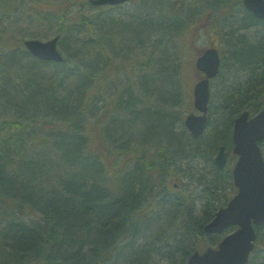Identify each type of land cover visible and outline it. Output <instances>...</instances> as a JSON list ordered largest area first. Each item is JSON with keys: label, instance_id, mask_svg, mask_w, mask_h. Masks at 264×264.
<instances>
[{"label": "trees", "instance_id": "obj_1", "mask_svg": "<svg viewBox=\"0 0 264 264\" xmlns=\"http://www.w3.org/2000/svg\"><path fill=\"white\" fill-rule=\"evenodd\" d=\"M50 1L0 0V103L15 118L0 125V264H187L223 238L204 231L229 201L220 193L234 188L230 166L221 171L214 155L232 151L236 116L264 108V32L244 33L264 21L243 0H138L128 19L108 13L122 6L93 13L88 2ZM23 15L55 29L36 38L61 35L64 63L2 38L4 22ZM200 25L228 41L237 77L217 98L221 121L194 139L178 127L176 47ZM113 77L114 106L92 109ZM180 172L205 199L169 193ZM257 232L248 264H264V226Z\"/></svg>", "mask_w": 264, "mask_h": 264}, {"label": "water", "instance_id": "obj_2", "mask_svg": "<svg viewBox=\"0 0 264 264\" xmlns=\"http://www.w3.org/2000/svg\"><path fill=\"white\" fill-rule=\"evenodd\" d=\"M93 6L120 5L130 0H89ZM243 4L258 19L264 20V0H243ZM60 36L48 41L26 40L24 45L34 57L46 61L62 63L64 58L58 50ZM219 51L210 48L201 53L196 61V69L205 76L194 88V106L202 115L187 116L185 126L196 139L201 137L208 124L210 103V80L220 71ZM233 153L238 160L233 169L237 194L225 208L220 209L211 223L205 227L209 235H220L229 228L236 231L227 235L217 247H209L204 252L192 254L187 264H247L258 238V227L264 226V109L251 117L248 111L242 113L234 123ZM215 164L224 170L227 164L225 147H221ZM91 264H100L94 262Z\"/></svg>", "mask_w": 264, "mask_h": 264}, {"label": "rangeland", "instance_id": "obj_3", "mask_svg": "<svg viewBox=\"0 0 264 264\" xmlns=\"http://www.w3.org/2000/svg\"><path fill=\"white\" fill-rule=\"evenodd\" d=\"M56 0H52L50 2H53ZM88 2V0H78V2ZM134 0L132 3L127 4L125 6L122 7V9L120 10H112V11H108L109 14H112V16L115 17V19H128V17H132L134 15L137 14V10L139 8H137V4L139 3V1ZM171 1H176V0H170ZM26 7V6H25ZM26 9V8H25ZM98 11H100L99 9H91V12L93 13H98ZM25 16H21V20L17 23L16 21H12V22H4V24H6L5 26L7 27V29H5V33L3 34L2 38L6 39L8 37L11 38V43L14 42H18L20 41L22 38L23 39H30V38H36L35 34H54L55 29L51 28L50 26H46V22L43 23H36L34 25H28L26 23V21L23 20ZM12 20V19H11ZM14 22V23H13ZM56 25V24H55ZM56 27V26H55ZM200 26H193L191 28H186L184 33L182 34L183 36L181 37V41H182V46L179 45L177 46V51H181V49L183 50V52L181 53V60L179 59V64L181 65V73H180V78L183 82V84L181 85V94H182V100L180 102V105L178 106V110L179 111V118L180 121H178V127H180L181 129H183L184 126V120L187 116V114L191 113L194 111V107H193V88L195 86V84L197 83L199 77L196 76V73H194L195 70V61L197 58V53H196V47L198 48H204V47H209V46H218L219 48H221V50L224 53V60H223V65H222V69H221V74L219 77L213 79L211 81V103H210V123L213 125H215L216 123H218L219 121H221L222 117H221V112H220V107L218 106V100L217 98L221 94V91L223 92L224 88H225V84L227 83V80L229 81H235L236 77H237V73L235 74V70L233 71V74L230 78V68L232 69L233 67L231 66V61L228 58L229 54H228V50H229V43L227 40H221V38H218L216 36V34L214 32H210L207 33L205 31H201L200 30ZM52 29V32L50 33ZM1 30L2 27H0V34H1ZM48 32V33H47ZM256 30L251 29L250 31H244V33H246V38L252 39L251 35H255ZM263 33V32H262ZM1 36V35H0ZM237 36V35H236ZM256 36V35H255ZM39 39L41 40H47V38L44 37H40ZM180 42V41H179ZM2 45V43H0V46ZM230 52V51H229ZM111 57H113V54H110ZM112 74V75H116L118 74V78L119 75L121 77H123V73L122 72H118L116 69L114 70L113 68H109L108 69V75ZM234 77V78H233ZM241 78V77H240ZM111 82H109L107 85V87H105L104 92L101 96H99L98 98H102L103 100L99 101L97 104L92 105L91 108L94 109L97 106L96 110H101L102 108L104 109H108L109 107H113V101L111 100L112 98V94L114 92V87L116 84H118V80L113 77L110 79ZM111 84V85H110ZM112 84H114V86L112 87ZM179 84V82H178ZM181 84V82H180ZM97 98V97H95ZM95 98H91L92 100ZM109 100V101H108ZM153 102V101H152ZM30 114V112L28 111L27 113H25L24 117H28ZM7 118H13L11 115L5 113V110L2 107V104L0 103V125L1 122L3 120H5ZM35 118L31 117L30 114V118L28 119L29 121L34 120ZM135 127L134 130L137 127V124H131V128ZM138 134V133H137ZM263 150H264V144H263ZM216 155V154H215ZM214 155V156H215ZM231 158V164H233L236 160L235 156L232 154V152H230L228 160H230ZM202 163H198L194 164L195 165V169L198 170V172H200V170H202L204 172L205 166H207V163L200 161ZM194 173V172H193ZM207 175V177L210 176V173L208 171H205V173ZM195 180V178H192L191 176H189L188 174H182L181 172L178 173L177 178L175 179V182L172 184V189L169 190L170 191L173 190V187L175 186V191L173 192L175 195H181L182 191L186 192V195L189 198V195L191 193L192 190H195V192L198 194V200L199 202L202 199H205L202 195V189L199 187L195 188V185L192 184V181ZM195 184H197V180L195 182ZM199 192V193H198ZM237 192V189L231 186H228L227 190L223 193H220L221 199L223 202L230 200ZM198 205L200 203H197ZM219 206V205H218ZM214 208H212L213 210Z\"/></svg>", "mask_w": 264, "mask_h": 264}, {"label": "flooded vegetation", "instance_id": "obj_4", "mask_svg": "<svg viewBox=\"0 0 264 264\" xmlns=\"http://www.w3.org/2000/svg\"><path fill=\"white\" fill-rule=\"evenodd\" d=\"M198 77H201V75L199 73L196 74Z\"/></svg>", "mask_w": 264, "mask_h": 264}]
</instances>
